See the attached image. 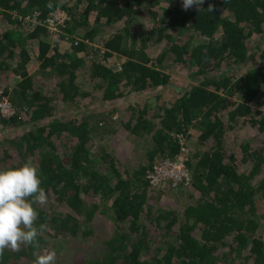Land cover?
I'll use <instances>...</instances> for the list:
<instances>
[{
  "label": "trees",
  "instance_id": "16d2710c",
  "mask_svg": "<svg viewBox=\"0 0 264 264\" xmlns=\"http://www.w3.org/2000/svg\"><path fill=\"white\" fill-rule=\"evenodd\" d=\"M201 8L0 0V169L33 162L48 197L0 264H264V0ZM181 148L188 183L152 186Z\"/></svg>",
  "mask_w": 264,
  "mask_h": 264
},
{
  "label": "clouds",
  "instance_id": "9594fccd",
  "mask_svg": "<svg viewBox=\"0 0 264 264\" xmlns=\"http://www.w3.org/2000/svg\"><path fill=\"white\" fill-rule=\"evenodd\" d=\"M204 0H181L182 10L202 9ZM212 11L211 6L207 9ZM38 167L31 161L0 169V255L5 249L20 251L21 245L36 246L41 228L34 203L43 205L47 194L41 186ZM57 253L50 250L35 256L34 264H55Z\"/></svg>",
  "mask_w": 264,
  "mask_h": 264
},
{
  "label": "built area",
  "instance_id": "2783aa9c",
  "mask_svg": "<svg viewBox=\"0 0 264 264\" xmlns=\"http://www.w3.org/2000/svg\"><path fill=\"white\" fill-rule=\"evenodd\" d=\"M59 11H55L50 14V17L47 19V22L51 25V27L55 30L54 22H61L65 18L62 13V18H59ZM3 90H0V99L3 97ZM0 112L3 116H10L13 113V109L10 106V103L4 99L0 100ZM179 143L182 146L183 138L182 136H178ZM186 152L184 148H181V153L178 154L173 160L168 158H157L154 162L152 170L147 174L146 178L149 180V183L152 186L158 184V182L164 179H171L174 184L183 183L187 184L190 179L189 170L185 167L184 161H186Z\"/></svg>",
  "mask_w": 264,
  "mask_h": 264
},
{
  "label": "rangeland",
  "instance_id": "374dc122",
  "mask_svg": "<svg viewBox=\"0 0 264 264\" xmlns=\"http://www.w3.org/2000/svg\"><path fill=\"white\" fill-rule=\"evenodd\" d=\"M60 15H59V18L60 19H63L62 18V13H59ZM259 45V48L261 49V48H263L264 47V44L262 43V45L259 43L258 44ZM259 54V53H258ZM262 62V64H263V66H264V59L261 61ZM33 64L35 63L34 61L32 62ZM33 64L32 65H29V70H30V72L33 70V68H34V66H33ZM188 73V70L187 69H181V70H178L177 72H175V73H173L172 74V79H174V81L170 84V86L171 87H177V86H186V83L187 82H189L190 80L189 79H187V74ZM36 82V84L41 88V82H38V80H36L35 81ZM170 86L168 87V89H167V93H168V95H169V97H171L172 96V94L174 93H170ZM4 87H7V84H4ZM0 133H2V135H4L5 133H7V131H3V132H0ZM8 134H11V135H13L14 134V132H11V131H8ZM251 135H253V133H251ZM250 135V136H251ZM6 167V166H5ZM5 167H3V168H5ZM2 168V167H1ZM2 168V169H3ZM150 202H154L155 200H154V197H151L150 198V200H149ZM48 205H50L49 207H50V209H51V206L53 205V202L52 201H49L48 202ZM60 206V205H59ZM261 206H258L257 208H258V211H260V208ZM55 208L53 207V211H55L54 210ZM107 229H109V226H105ZM98 230H97V232L99 233V232H102V233H104V232H108V230L107 231H104V230H102L103 229V227L101 226V225H99L98 227ZM110 229H111V226H110ZM48 250V249H47ZM47 250L45 249V252H47Z\"/></svg>",
  "mask_w": 264,
  "mask_h": 264
}]
</instances>
